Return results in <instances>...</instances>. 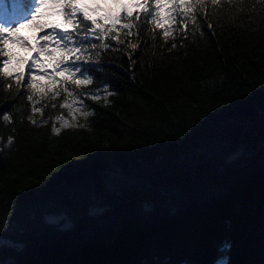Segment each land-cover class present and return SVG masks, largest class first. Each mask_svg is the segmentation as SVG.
<instances>
[{
    "label": "trees",
    "instance_id": "obj_1",
    "mask_svg": "<svg viewBox=\"0 0 264 264\" xmlns=\"http://www.w3.org/2000/svg\"><path fill=\"white\" fill-rule=\"evenodd\" d=\"M189 2L72 97L0 71V264H264V0Z\"/></svg>",
    "mask_w": 264,
    "mask_h": 264
},
{
    "label": "snow or ice",
    "instance_id": "obj_2",
    "mask_svg": "<svg viewBox=\"0 0 264 264\" xmlns=\"http://www.w3.org/2000/svg\"><path fill=\"white\" fill-rule=\"evenodd\" d=\"M216 2L218 0H213ZM197 3H203V0H197ZM46 6L55 11L49 13L43 23L36 24V35L31 38L18 35L21 29L29 27L45 13ZM154 6L156 11L153 13L152 0H37L30 20L20 22L19 27L0 26V44L3 45L0 56L4 57L0 71L14 78L17 84L30 75L31 82L27 86L42 98L51 94L52 99H56L61 89L66 96L72 97L74 93L69 90V85L79 87L93 83L91 74L95 71V61L91 57L97 42L108 50L113 46L107 43L109 39L122 43L121 32L126 30L125 34L131 36L132 29H138L141 20L161 28L167 37L171 27L168 22L176 20L173 13L189 9L190 2L154 0ZM52 16L58 20L51 19ZM125 17L136 23H124ZM44 80L48 83L41 84ZM88 99L97 100L99 96L85 95L83 100L77 98L72 104L83 105ZM70 106L68 100L60 104L61 108ZM36 111L42 114V109L34 108ZM89 114L84 113L85 116ZM3 119L9 121L10 117L4 115ZM9 143H12L11 138Z\"/></svg>",
    "mask_w": 264,
    "mask_h": 264
},
{
    "label": "rangeland",
    "instance_id": "obj_3",
    "mask_svg": "<svg viewBox=\"0 0 264 264\" xmlns=\"http://www.w3.org/2000/svg\"><path fill=\"white\" fill-rule=\"evenodd\" d=\"M30 1H31L30 2L31 3V8L28 10L27 13H22L23 15L26 16L25 19H24V22H27V20L31 19L30 13L33 11V9H34V7L36 6V3H37V0H30ZM17 2H19V1H17ZM16 6H17V4L11 3L10 4V11H14L15 12ZM54 11H55V9H53L51 6H46L45 13H42L38 17L37 21L34 22L32 25H30L27 28L21 29V31H20V33L18 35H20L22 37H28V38H31L33 35H36V24L43 23L45 18H46V16L49 13H52ZM8 17H9V14H7L5 12H0V23H5L7 21V19H8ZM51 19L58 20V17L52 16ZM81 108H82L81 105H73L72 106V110H73L71 112L72 118L74 117L75 114H79L80 113V109ZM66 123H64L63 125L67 126L71 122L69 120ZM47 220H48V222H50V223L52 222L54 224H58L61 227H68L70 225L69 221L62 215L51 216V217L47 218Z\"/></svg>",
    "mask_w": 264,
    "mask_h": 264
}]
</instances>
